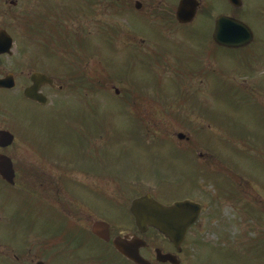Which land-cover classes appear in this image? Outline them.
Here are the masks:
<instances>
[{
	"label": "flooded vegetation",
	"instance_id": "flooded-vegetation-1",
	"mask_svg": "<svg viewBox=\"0 0 264 264\" xmlns=\"http://www.w3.org/2000/svg\"><path fill=\"white\" fill-rule=\"evenodd\" d=\"M182 1L184 0H46L55 12L60 8L59 6L65 8V19L62 18L65 23L77 26L79 30L82 28L87 35L95 31L97 36L91 39H77L75 41L77 48L70 51L72 60H70L71 74L69 77H71L72 92L78 99L75 105L77 118L73 120L72 125L69 124L64 128L53 124L52 128L47 129L45 133H51L45 134L46 139L43 140L40 149H37V140L28 142L34 148L33 150L30 147L36 160L30 157L27 160L21 159L20 163L14 161V158L9 155L13 153L15 142L8 149H0V154L11 159L14 170V184L9 185L0 178V185L14 195L20 193L26 196L28 202L32 203V208L27 210L29 218L34 214L37 220L38 213L51 210L56 218L61 220V223L50 224L57 231L54 236L57 241L56 246L53 241L52 243L57 253L54 258H58V261L68 260L71 257L78 264H132L113 248L112 243V240L117 237H128L130 242L132 240L143 242V244L135 243L131 247L134 251L139 249L140 257L150 264H161L157 263L155 258L157 251L163 255H170L175 263L187 264L188 244L191 243L197 248L201 246L200 237L202 235L197 233L198 227L203 224L207 226L209 224L207 221L216 222L223 218V212H218V206L222 207L233 201L239 202L240 199L242 200L240 211L243 214L253 216L259 212L260 218L262 213L264 216V209H262L264 202L255 198L243 178L236 172L231 173L230 170L223 173L224 186L217 187L216 190L209 189L212 193L200 191V188L195 187L193 192L196 191L198 194L196 200L181 196L174 197V201H169L157 198L156 194H151L155 201L167 207L185 201L200 206L196 224L187 230L184 239L175 243L161 236L155 229L146 228L143 232L139 230L135 219L130 215L131 202L127 210L123 212L121 197H109L107 202L104 199L105 184L112 188L118 187L122 183L120 180L118 183L119 176H124L125 173L127 178L133 177L130 175L134 173V169L131 168L132 165H129L120 170L122 173H119L116 168L107 171V167L101 166V160H97L100 154L99 141H97L99 130L97 124L91 119L95 110L92 98L94 94L92 87L94 70L91 66L93 58L107 57L114 51L118 57L120 56L117 61L122 69L123 65L130 61L133 64L132 68L127 69L125 77L119 79L120 91L118 92L120 93L119 108L122 113L120 118L123 119L124 135L134 146L137 144L135 139L140 137L160 138L163 135L174 133L172 132L174 129L181 130V135L185 131H192L187 122L188 116L195 111L190 101L191 93L197 94V97L192 94L193 98L202 97L199 92L203 84L201 81L208 82V86L215 89L220 88L219 84H221V89L225 84L234 88L232 83L223 80L227 70L234 72L236 78L242 77V83L238 81L241 88H235L239 92L253 95L264 94L262 38L255 35L252 26L247 24L254 37L253 41L243 48L220 47L213 39L214 25L220 16L234 17L241 21L239 17L242 16L239 14L244 12L247 0H240L241 9L230 5L229 0H192L195 4L193 25L186 26L188 29L185 30L181 28V30L171 32L173 40L181 39L180 41L174 40L176 42L174 46L166 45L167 38L162 45L158 44L155 41L157 33L150 35L137 33L136 16L144 14L143 19L147 21L145 10L153 6H156L155 10L165 7V13L159 14L160 19L165 23H175L176 7ZM46 2L44 5L47 4ZM162 2L167 6H163ZM247 13L249 9H245L244 14ZM250 15L257 18L258 24L264 31V3L259 4L260 20L256 11H252ZM120 20L129 22L128 31H120L117 25ZM58 23H61L59 17H57ZM196 23L199 28L193 27ZM168 27L169 25L166 26ZM70 34L73 38L78 36ZM178 47L189 51L190 61H186L184 52L179 51ZM169 48H173L174 52L169 51ZM139 60L141 63H149V68L146 70L145 67H141ZM145 71L154 74L147 77L150 84L147 88L141 85L142 80L147 79L141 76V72ZM221 73H223L221 78L223 84L218 82ZM153 79L156 80L155 84H152ZM173 80H177L175 82L177 84L179 80H182L184 86L174 87ZM207 84L201 87L205 86L206 90ZM62 88L59 89L63 90ZM149 89L151 94L147 95L146 91ZM47 90L45 87L42 92L45 93ZM170 101L172 103L169 105ZM196 114H199L197 108ZM91 121H93L92 126H87V123L91 124ZM185 142L189 140L186 138ZM68 143L73 144L74 149L70 148L67 151L66 144ZM199 158L202 159L201 156ZM126 159L127 161L130 159V152L127 153ZM75 175H78L80 180L75 179ZM216 177L220 178V174H216ZM71 183L78 185L80 193L76 192L77 186ZM67 185L71 188L69 191L64 189ZM144 195L146 194H141V196ZM141 196L136 198H141ZM20 199L24 204L26 199L23 197ZM250 203H254L257 209H249L248 204ZM103 222L109 227L110 243L100 240L101 246L93 248L90 246L92 239L89 236L92 226ZM83 223H86L88 228H83ZM194 231L196 235L198 234L197 236H194ZM38 237L43 239L45 234H40ZM203 250L212 253L209 247ZM40 252L42 256H45L44 250ZM80 254L82 255L79 256ZM30 255V252L26 255L27 263L29 260L27 256ZM259 258L263 260L264 256ZM29 262L38 264L39 260L34 263L32 260Z\"/></svg>",
	"mask_w": 264,
	"mask_h": 264
},
{
	"label": "rangeland",
	"instance_id": "rangeland-1",
	"mask_svg": "<svg viewBox=\"0 0 264 264\" xmlns=\"http://www.w3.org/2000/svg\"><path fill=\"white\" fill-rule=\"evenodd\" d=\"M12 1L16 2V7L10 3L11 0H0V30H6L14 41L12 57L0 59V79L4 78L7 74H12L14 80H16V88L13 92H10V94L0 92V130L10 131L16 136L13 153L9 156L13 157L14 161L20 163L21 159L27 160L30 157L32 160H36V156L32 153L34 148L28 142L37 140V149H40L43 140L46 139L42 133L46 129L44 126L51 127L53 124H56L64 128V126H68V122H72L73 119L77 118L75 104H77L78 99L68 88V79L64 76V72L69 68L66 63L69 64L70 60H72L68 54H70V50L75 46L73 44L75 39H91L97 36L95 31H91V35H87L82 28L79 30L77 26L65 23L62 20L65 8L62 6H59L60 8L55 12L46 0ZM45 2L47 3L46 5H44ZM162 3L164 4L163 6L166 5L164 2ZM263 3L264 0H247L244 12L245 9H249V13L245 15L242 12L239 15L243 16L242 19L252 26L255 35L262 38L264 58V31L260 24H258L257 18L250 15L252 11H256L260 20L259 4L263 5ZM155 7L153 6L151 9L145 10L147 22H154L152 24L153 31L151 30V26L148 27V24H141V27L137 25L139 21L144 20L143 14L135 17L137 33H146L148 35L157 33L155 41L160 45L163 44L165 40L164 36L167 34L166 38L168 42L166 45H176L175 41H180L181 39L175 38L174 41L171 32L181 30L180 27L173 26L174 28L172 27L171 29L166 28L165 24L157 20L159 19V15L155 13ZM165 9V7H160V11L163 13H165ZM57 17L61 19V23L57 24ZM41 19L43 21L40 24V31H42L41 35L43 37L52 38L53 41L55 40L57 43H62L67 47L71 43L69 51L63 47L54 50V53H57L59 56L58 61L55 60L57 59L55 57L47 58L42 54L36 56V50L40 49V47H37L38 44L34 43L35 38L27 34L28 27L34 26V23L40 22ZM128 24L129 22L121 20L117 22L120 31H127ZM188 27H183V29H188ZM193 27L199 28L197 23ZM60 29H64L69 34H77L78 36L75 38L71 36L70 41V37L65 34L66 32ZM178 48L179 51L184 52L186 61H190L189 51L183 47ZM169 51L174 52L173 48H169ZM34 56L37 57V60H33ZM106 58L112 60L110 55L102 59L106 60ZM98 60L100 59L92 61L91 64L94 76L96 78H101V76L104 78L106 74L105 72L102 74V69L105 66V61L98 63ZM62 61L66 63H62ZM139 64L141 67H145L146 70L150 66L147 62L141 63L139 61ZM111 65L112 68L107 71L110 74L118 75L120 78L125 77L129 67H133L131 61L123 65V69L118 62ZM32 71L41 72L55 78L57 85L55 90H48L46 93L49 100L47 107L38 108L23 100V89L29 84L28 77ZM160 74L162 73L160 72ZM150 75L154 74L150 71L141 72L143 78H147ZM222 76L223 73L218 78V82L223 84V80H227L232 84H237L241 88L239 83H242V77L236 78L234 72L231 73L230 70H227L226 75L224 74L225 79L221 80ZM175 82L177 80H173L174 87L176 88L184 86L182 80H179L178 84ZM113 83L114 85L110 84L109 88L113 86L120 91L116 77ZM155 83L156 80L153 79L152 84ZM201 83L207 84L208 82L204 83L201 81ZM102 84L104 85V83ZM141 85L143 88L150 87L149 79H143ZM61 86L64 88L59 92L58 87ZM201 86L199 92L202 94L200 95L202 97L200 99L193 98V95L197 97V94L191 93L190 95V101L198 109L199 114H196V108L193 107L195 111L187 118L192 131L182 133L185 137L184 139L179 140L176 138L177 135L181 134V130L174 129L172 131L174 133L163 135L161 138L153 136L143 139L137 138V141L139 142L140 140L142 143L135 148L123 134V119L120 118L122 113L115 108L120 93L118 92V96H114V93L109 88L96 92L94 90L93 101L95 110L93 116L96 115L94 121H96L99 129L102 130L101 132H106L104 134L98 133L97 141H99L100 154L97 160H101V166L107 167V171H112L114 170L113 168L125 169L129 165H133L134 168H142V171L145 172L144 175H136V172H134L130 175L133 177L127 179L128 182H125L126 177L119 176L118 183L119 180H123V183H127L129 187L122 188L124 185L119 184L118 187L112 188L105 184L103 196L106 202L109 197H121V205L124 206V212L127 210L129 202L136 195L138 196L143 193L156 194L157 198L169 201H174V197L181 196L196 200L198 199V194L196 191L193 192V187L200 188V191L212 193L209 189L223 186L225 182L221 177L216 181L212 178L205 180L201 178V180L196 182V176L200 169L203 170V174L206 173L205 171H213L209 166L206 167L208 164L210 165L211 160L216 161L223 168L231 169L236 174L240 172L241 178L247 183L248 189H252L253 196L264 202V138L258 139V136L264 137V126L259 128V125L254 122L255 118L261 117L259 108H264V94H256V103H252L241 95L228 97L227 93L239 91L235 88L232 89L226 84L223 89H221V84H219L220 88L218 89L211 88L207 84L205 90V86ZM146 94H151L150 89L146 91ZM236 99H238V102L236 101L235 103L238 105L234 103ZM170 103L172 102L170 101L168 104L170 105ZM92 123L93 121H91V124L87 123V126H92ZM258 129L260 134L258 133ZM186 138L189 142H185ZM66 148L69 151L70 148L74 149V145L68 143L66 144ZM129 152L130 159L127 161L126 156ZM190 159L194 160L192 162L194 163L192 164L193 166L188 163ZM160 165H164L166 171ZM194 166L199 169L197 173ZM165 172L166 174H164ZM74 177L80 180L78 175ZM162 177H167L164 182H161ZM71 184L77 186L76 192L80 193L78 185ZM64 189L69 191L71 188L67 185ZM22 197L26 199L24 204L20 199ZM241 201L239 199V202L233 201L232 203L228 202V204L222 207L218 206V212H223L221 221H207L209 223L207 226L203 224L198 227L197 233L202 235L200 237L201 246L197 248L191 243L188 244L187 264H264V259L260 260L257 253L264 248L263 213L261 218L259 212L253 216L251 214L250 216L243 214L240 211ZM248 207L249 209H257L254 203L248 204ZM30 208H32V203L28 202L25 195L20 193L14 195L7 188L0 185V264H29V260H32L33 263L39 260L45 264H78L71 257L68 260L58 261V258L55 259L54 256L57 253L52 254L51 247L53 243L56 246L57 241L55 237L52 240L53 243L51 242L50 245L46 241L47 237L52 238V235L56 233L55 228L50 224L54 222L61 223V220L57 219L51 210L38 213L37 220H35L34 214L29 218L27 210ZM262 209H264V206ZM82 226L83 228H88L86 223H83ZM86 231L88 232V229ZM40 234H45V237L39 239L38 236ZM193 234L194 236L198 235L195 234V231ZM90 246L98 247L100 245L97 241L93 240ZM208 247L212 249V253L210 251H208L210 253H207L206 250H203ZM42 250L46 252L45 256L41 255L40 251ZM27 251L31 253L30 256H27V258L29 257L28 263L25 259L28 254Z\"/></svg>",
	"mask_w": 264,
	"mask_h": 264
},
{
	"label": "water",
	"instance_id": "water-1",
	"mask_svg": "<svg viewBox=\"0 0 264 264\" xmlns=\"http://www.w3.org/2000/svg\"><path fill=\"white\" fill-rule=\"evenodd\" d=\"M182 3L179 6V11L177 13V19L180 23H188L192 21L193 11L192 4ZM231 4L235 3V0H230ZM216 33L214 39L218 45H223L229 48L237 47L240 42L247 40L249 37V30L235 21L234 19H220L216 24ZM248 33V35L246 34ZM12 46V40L6 35L5 32H0V55L10 54ZM33 86L28 88L24 97L30 99L39 104L46 105L47 100L42 95H38L39 88L42 85L50 84L51 81L46 79L42 75H33L31 77ZM14 80L11 76H7L6 79L0 80V89H13ZM13 141L11 134L6 132H0V146L8 147L9 144ZM0 176L4 178L9 184L13 181V170L10 164V161L4 157L0 156ZM131 213L135 216L137 226L142 231L145 227H154L160 234L171 239L174 243L182 239L183 230L186 225H190L193 221V218L196 217V212L198 209L190 208L191 206L188 203L177 204L174 208H165L160 206L158 203H155L153 200H150L149 197L141 198V200H136L132 203ZM98 230V226L96 227ZM104 233V228H102ZM183 232V233H182ZM95 234L98 233L95 231ZM104 235H99V238H102L106 241L107 232ZM128 240H116L114 241L115 248L124 255L127 259L135 264H148L143 263L141 258L138 256L137 252L130 254L125 246L128 244ZM158 261L161 263L173 262L172 258L169 255L162 256L160 253H157Z\"/></svg>",
	"mask_w": 264,
	"mask_h": 264
}]
</instances>
